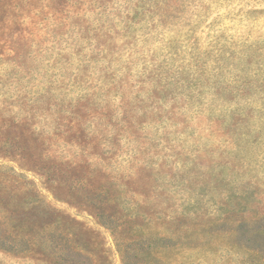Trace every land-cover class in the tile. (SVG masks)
<instances>
[{
	"label": "rangeland",
	"instance_id": "obj_1",
	"mask_svg": "<svg viewBox=\"0 0 264 264\" xmlns=\"http://www.w3.org/2000/svg\"><path fill=\"white\" fill-rule=\"evenodd\" d=\"M0 264H264V0H0Z\"/></svg>",
	"mask_w": 264,
	"mask_h": 264
}]
</instances>
